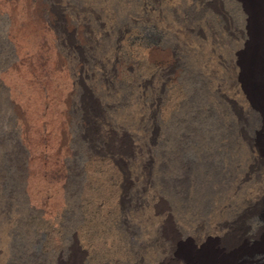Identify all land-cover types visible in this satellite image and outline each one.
Masks as SVG:
<instances>
[{"label":"bare ground","instance_id":"bare-ground-1","mask_svg":"<svg viewBox=\"0 0 264 264\" xmlns=\"http://www.w3.org/2000/svg\"><path fill=\"white\" fill-rule=\"evenodd\" d=\"M234 1L244 21L234 45L181 42L164 54L165 76L186 72L203 88L174 116L175 134L159 135L154 109L141 110L139 98L120 88L128 64L118 54L119 16L104 26L102 11L81 4V25L97 27L81 29L75 59L69 31L49 32L59 48L44 51L30 48L35 26L26 19L17 24L18 57L10 65L0 58V145L5 153L11 140L18 168L24 162L35 215L69 208L75 226L86 198L107 219L110 173L103 166L93 175L84 165L96 157L119 172L114 224L136 264H264V227L253 224L256 217L264 222V0ZM167 21L159 25L164 34L184 35ZM190 144L204 148L193 163L183 157ZM4 173L1 166L0 185ZM1 201L0 264H6Z\"/></svg>","mask_w":264,"mask_h":264},{"label":"rangeland","instance_id":"rangeland-1","mask_svg":"<svg viewBox=\"0 0 264 264\" xmlns=\"http://www.w3.org/2000/svg\"><path fill=\"white\" fill-rule=\"evenodd\" d=\"M81 4L89 5L101 14L103 12L106 16L104 26L110 15L119 16L120 22L115 27L120 25L123 31L118 54L128 64L127 70L119 73L120 88L127 98H139L141 110L154 109L155 119L152 120L159 135L166 132L175 134L173 131L178 123L174 116L183 110L181 108L190 93L203 89L198 84L200 80H194L186 72H181L179 78L173 74L165 76L167 62L164 54L188 42L203 47L208 40L220 49L223 42L236 43L234 30L244 32L240 8L234 0H0V58L5 59L6 65L17 59L20 49L12 34L17 24L26 19L37 31V37L29 42L30 48L41 47L46 51L51 47L52 51H58L59 43L49 39V32L58 36L67 30L71 34L75 59L81 29L94 31L97 27L90 23L81 25L78 16ZM166 21L182 28L184 35L164 34L159 25ZM178 60L181 63L185 59L179 56ZM4 114L5 110L0 107L1 120ZM219 143L223 144L224 140H219ZM6 145L5 153L0 145V165L5 172L4 182L0 185V199L5 210L4 226L9 249L6 264H136L135 255L125 248L123 238L115 228V221L120 216L116 190L120 175L116 168L96 157L84 164L93 175H99V169L107 166L110 180L105 192L109 211L107 219H102L93 212V203L84 198L82 220L72 226L69 208L49 218L43 213L35 215L30 210L25 164L23 162L18 168L11 140ZM186 151L184 160L193 163L204 148L190 144ZM253 224L259 229L264 227L259 217L253 219ZM253 240L248 239L251 247L255 244Z\"/></svg>","mask_w":264,"mask_h":264}]
</instances>
